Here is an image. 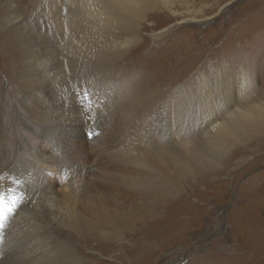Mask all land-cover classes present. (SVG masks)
<instances>
[{"label":"rangeland","instance_id":"obj_1","mask_svg":"<svg viewBox=\"0 0 264 264\" xmlns=\"http://www.w3.org/2000/svg\"><path fill=\"white\" fill-rule=\"evenodd\" d=\"M226 2L229 0H174L175 15L148 18L149 25L141 31L142 42L130 45L117 63L115 73L108 75L109 99L119 100L121 105L118 108V103L105 117L91 103L92 98L87 96L82 83L68 78L67 73V83L56 72L54 76L60 81L49 77L47 67L30 58V82L23 88L16 80L18 70H12L11 66L10 70L5 68L4 59L12 52V32L17 42H23L26 55L39 54L47 64H54L63 56L71 58L74 49L66 51L64 32L50 15L51 10L60 15L70 13L72 8L66 1L34 0L33 16H27L20 15L26 0H0V160L5 154L9 164L8 173L0 178V193L18 198L5 227L10 233L17 231L19 240L30 239L21 253L22 264L28 263L27 255L33 254L38 246L33 231L25 233V228L29 226L33 230L34 225L43 223L52 225L57 239L74 251L81 264H264V137L243 146H232L221 165L215 161L214 166H209L205 161L206 168L186 174L174 170L178 159L168 152L165 138L157 141L162 157L144 139L142 148L147 163L162 169L167 179H174L178 189L175 198L163 200L157 216L141 218L137 201L127 188L117 190L121 185L113 179L108 183L116 188L94 185L100 178L96 171L112 173L111 177L136 175L135 169L120 168L108 155L117 141L130 129L143 127L150 116H143L145 92H131L125 80L133 83L141 78L142 89L158 92L183 86L195 99V87L203 80L207 82L214 71L227 70L236 79L246 75L250 83L243 88L234 81L240 104H245V89L251 94L264 93V0H232L216 14L217 7ZM12 14L23 19L7 26V18ZM193 14L200 19L213 16L182 22ZM153 32L158 36L151 37ZM141 61H147L144 72ZM138 63L141 70L136 69ZM67 90L73 95V117L67 108ZM199 119L198 126L189 135L191 141H205L211 135L207 130L201 132ZM61 167L83 173L78 174L77 181H81L87 192L91 190L103 200L104 213L100 217L70 200ZM31 170L40 173L38 189H43L48 198L41 199L40 191L28 189L31 182L27 175ZM9 188L14 190L10 192ZM114 200L123 201V206H127V222L117 215L100 226L98 219L112 216L107 209H114ZM50 204L60 210L55 209L53 213L47 207ZM150 204L158 203L154 198ZM65 205L72 210V218L84 220L79 226V239L75 241L65 236L66 228L62 224L53 226L72 220L61 210ZM91 227L107 231L110 240L97 242L91 238L94 233ZM144 239L146 242L158 240L157 247L137 259L133 256L136 243ZM36 249L50 260L58 259L59 252L54 249L47 253L43 245ZM46 258L40 260L43 262Z\"/></svg>","mask_w":264,"mask_h":264},{"label":"bare ground","instance_id":"obj_2","mask_svg":"<svg viewBox=\"0 0 264 264\" xmlns=\"http://www.w3.org/2000/svg\"><path fill=\"white\" fill-rule=\"evenodd\" d=\"M65 1L67 6L72 8L70 13L60 15L51 10L50 15L64 32L65 43L68 45L66 51H70L71 48L74 49L71 58L63 56L56 60L54 64H47L45 59L37 53L36 57L32 56L31 52L26 55L23 42H17V36L12 32L13 37L10 42L12 52L11 55H7L4 59L5 68L6 70H10L11 66L12 70L14 68L18 70L16 80L18 84V80L23 84V88L24 85L30 82L28 68V60L30 58L34 59L38 65L44 64L47 67V75L49 77H54L60 81L59 77L54 76V72H56L57 74H61L63 76L62 81L67 83L65 79L67 73L69 74L68 78H75V80H79L82 83L81 86L86 88L87 96L92 98L91 103L99 108V114H104L106 117L116 109L118 103V108L121 105L119 100L109 99L111 89H109L108 75L110 76V73H115V67L118 66L117 63L120 62L119 60H121L122 55H126L124 52L126 53L130 45L136 46L142 42L141 31L144 26L149 25L148 18L156 17L158 19L162 18V16L163 18H167V14L169 13L172 15L176 14L175 10H173L174 0ZM231 1L229 0L228 3ZM32 2L34 0H26L24 11L20 15L33 16ZM228 3L219 5L215 13L217 14L225 8ZM213 14L202 19L193 14L183 19L182 22L202 21L211 18ZM22 19L23 17L19 19L12 14L7 18V26H12ZM150 36H158V33L153 32ZM40 52L44 53L43 51ZM11 56L13 60L10 59ZM142 63H144V69H142L144 72L147 61ZM136 69L141 70L139 63ZM227 73V70L214 71L207 82L203 80L200 85L194 88L195 99L192 98V93L183 86L179 87L178 85L174 88L162 89L163 91L158 92L151 88L147 90L145 88V90L142 89L141 78L133 83L125 80L131 92H145L147 96L143 101V104L145 103L143 116L147 117L149 114L150 116L147 117L143 127H140V129H130L123 139L117 141L108 155H110V159H113L117 166H122L120 168L130 167L135 169L136 175L124 174L113 175L111 177L112 173L106 174L96 171V174L100 178H98L97 184H94V182L93 184L95 186L107 184L108 186L115 187L108 182H113V180L118 182L121 186L117 190L122 191L123 187L127 188L131 197L134 201H137L141 208V218H148L160 212L159 207L163 200L167 201L175 198L178 189L174 186V179L169 177L167 179L162 169L147 163V157L143 154L145 151L143 152L142 148L144 139H148L149 145H151L150 148L158 156L162 157L157 141L160 138H165L168 141V152L176 155L178 159L174 170L186 174L190 170L196 172L199 169L206 168L205 161L208 162L209 166H214L215 161L220 162L221 165L222 160H224L223 158L232 146L237 144L243 146L253 139L263 138L264 93L257 95V91L254 95L250 93L251 91L245 89V94H247L244 95L245 104H240L234 92L238 90L235 86L238 84L246 88L250 83L246 75L238 76L239 78L237 77L238 79H236V75ZM140 76L144 77V74H140ZM234 81L237 84H234ZM65 96L67 97L69 115L73 117L75 112L71 109L72 91L67 90ZM197 117L200 118L201 132L207 130L211 134H208L209 136L206 137L205 141L201 142L191 141L189 137L193 127L198 126ZM91 135L89 133L87 137L90 139ZM16 159L17 156L14 160ZM185 165H189L192 168L187 169ZM61 168L64 180L69 186L70 200L77 206L80 204L82 207H86L91 213L100 217L104 213L101 207L103 200H100V196L98 197L97 194L93 195L90 189L87 192L80 185L81 181H77L78 174L83 173L76 171V174L73 170L66 167ZM8 171V158L4 154L0 160V178L4 177ZM146 173L149 174L146 175ZM27 176L28 181L31 182L28 189L40 191L41 199L48 198L49 195L43 189H38L41 184L40 173H35L31 170ZM13 190L14 188H9L10 192ZM154 198L158 204L151 205L150 200ZM114 201L116 202L113 204L114 209L112 211L107 209V213H113L110 214L112 216H109L110 218L103 216L101 217L102 220L98 219L97 223L100 226L112 221L117 215L127 222L125 210L127 206H123V201ZM21 202L24 204L28 203L26 200H21ZM47 207L53 213L56 212L55 209L60 210L55 204H50ZM61 210H65L63 212L70 219L73 217L72 210L67 205ZM83 221V219L75 217L71 221L57 222L53 226L57 227L58 225L59 227L62 224L66 228L65 236L75 241L79 239V226L84 223ZM122 223L125 224L124 221ZM51 226L43 223L41 225H34L33 230L29 226L25 228V233L30 232L32 234L33 231V239L38 245L33 250V254L27 255V264H81L78 256H75L74 251L67 244H63L62 241L57 239L55 233L52 232ZM91 229L94 232L91 233V238L97 242L110 240V234L107 231H96V227H91ZM25 237L30 238L29 235ZM29 240H19L17 231L10 233L5 226L3 229H0V264H22L20 260L22 258L21 253L28 247L26 242ZM156 241L146 242L145 239L139 241L136 243L137 248L133 256L140 259L143 253L155 250L157 247ZM42 245L47 248L46 253L51 249L59 252L58 259L50 260L40 251H37L36 248ZM38 254L39 256H36ZM43 257L46 260L42 262L40 258Z\"/></svg>","mask_w":264,"mask_h":264},{"label":"snow or ice","instance_id":"obj_3","mask_svg":"<svg viewBox=\"0 0 264 264\" xmlns=\"http://www.w3.org/2000/svg\"><path fill=\"white\" fill-rule=\"evenodd\" d=\"M18 198L0 193V229H3L8 218L14 213Z\"/></svg>","mask_w":264,"mask_h":264}]
</instances>
